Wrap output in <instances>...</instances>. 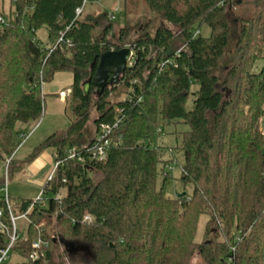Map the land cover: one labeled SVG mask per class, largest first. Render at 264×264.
Masks as SVG:
<instances>
[{
    "label": "trees",
    "instance_id": "trees-1",
    "mask_svg": "<svg viewBox=\"0 0 264 264\" xmlns=\"http://www.w3.org/2000/svg\"><path fill=\"white\" fill-rule=\"evenodd\" d=\"M83 3L10 0L0 22V161L6 165L0 189L45 148L62 160L43 184L44 204L17 224L15 262H26L32 241L41 238L46 256L31 264H192L195 255L202 264H264V0H124L126 16L144 3L154 17L126 21L117 32L107 13L76 14ZM42 26L48 47L36 37ZM123 46L133 58L119 82L101 92L83 85L103 52ZM59 70L73 75L65 97L69 124L15 160V124L43 115L41 85ZM158 117L189 126L178 148L185 158L180 179L191 184L190 193L164 192L173 159L162 158L167 147L157 141ZM103 124L111 127L108 144L104 157L93 159ZM7 201L14 215L13 205L20 215L31 203H11L8 195ZM7 201L0 194L11 229ZM201 214L208 220L197 242ZM57 237L80 247L68 250ZM9 241L0 231V247Z\"/></svg>",
    "mask_w": 264,
    "mask_h": 264
},
{
    "label": "rangeland",
    "instance_id": "rangeland-1",
    "mask_svg": "<svg viewBox=\"0 0 264 264\" xmlns=\"http://www.w3.org/2000/svg\"><path fill=\"white\" fill-rule=\"evenodd\" d=\"M123 1L124 0H87L84 3L82 16L88 13H91L94 16L98 13H107L110 18V15H112L113 17L110 19L112 20L113 30L115 32H117L119 27L124 26L126 21H128L130 25H133L136 24L137 21L145 23L150 20V18L154 17V14L148 10L144 3L138 4L136 8H133V10L126 16ZM1 2L3 4V9L0 10L2 11L0 15H2V18L5 19L7 18V14H9V8H11L10 0H0V7ZM155 27L156 25L153 22L150 23L147 28L151 33H153ZM136 32L137 31L134 30L133 34H137ZM201 34L205 37L210 35V28L207 24L202 25ZM36 37L43 46H50L47 30L44 26L37 29ZM261 64L262 61H257L255 69H259ZM72 79L73 75L70 70H59L54 73L51 80L43 82L41 87L46 93L59 94V92L65 89L66 86L71 85ZM197 88L198 84L196 82L192 83L190 89L191 93H193ZM191 106L192 94L187 101V108H191ZM69 118L70 112L69 109L66 108L65 103H62L58 99V96H47L43 115L38 120L31 121L29 123L18 121L15 124L13 142L16 145V149L12 157L15 160H25L28 156L32 155L34 147L45 137L53 132L66 129L69 124ZM158 126L163 131L157 140L158 144L167 147L162 154V158L173 159V161H169L170 166L168 168H170V177L165 182L164 192L170 197H175L177 194H181L183 192L190 193L192 189L191 184H184L180 179L185 158L183 151L178 148L181 143L182 132L187 130L189 126L182 122H165L161 117H158ZM171 147H173V149H170ZM52 152L53 149L51 147L45 148L42 152L32 157L30 163H32L36 158H39V156L43 157L45 153L50 154ZM46 165L47 160L44 158L39 170L34 173L30 169H26V167L20 172L13 171L7 181H5L6 188L0 189V194L8 195L11 203L16 202L18 198L33 201L38 196L42 190L43 184L45 183L44 176L48 171L47 169L49 166ZM161 165L162 163L158 166L156 181L158 188L161 187L163 183V176L160 173ZM5 172V161H0V178L5 175ZM13 208L15 214L19 215L20 212L15 209L16 207L14 205ZM207 220L208 217L206 214L200 215L195 237L197 242H201L203 240V233L205 231ZM23 221H25L24 218L17 220V223L20 225ZM192 264H202L201 259L195 255L192 260Z\"/></svg>",
    "mask_w": 264,
    "mask_h": 264
},
{
    "label": "built area",
    "instance_id": "built-area-1",
    "mask_svg": "<svg viewBox=\"0 0 264 264\" xmlns=\"http://www.w3.org/2000/svg\"><path fill=\"white\" fill-rule=\"evenodd\" d=\"M86 1L87 0H84V3ZM84 3H83L82 7H79L76 9V14H80L83 11ZM110 17L112 18L113 16L110 15ZM0 22H4V19L2 17H0ZM70 91H71L70 88H66L64 91H61L59 93V95L61 97H66L70 93ZM110 129H111V127L109 125H104V124L101 125V133L99 134V136L97 138L98 143L95 146V149L92 150V152H91V158L100 160L104 157V149H105V146L108 144L107 136L110 132ZM261 131L264 134V124L261 126ZM67 154H68L69 158L74 157L75 156L74 149L68 150ZM61 164H62V160L58 159L56 153H54L52 161L48 164L49 165L48 169H47L48 171L45 173V176H44L45 182H50L54 179L56 172H57V169ZM2 188L5 189L6 186L4 185V187H2ZM4 196L6 197V201H7V195H4ZM46 197H47L46 193L42 187V190L40 191L38 196L33 201H31V203L28 206V208L26 209V211L20 215H14L11 212V204L7 201L6 203H7V208L9 210V219H10V223H11V229H9V225L3 220V218H2L3 211H2V209H0V231L8 233L9 239H10L8 245H6L4 247H0V264H31L30 262H34V261L46 256L47 242L43 241L41 238H37V239L32 241L31 251L28 255V259L26 262H22V261L15 262V257L13 256L12 251H11V245L18 236V233L16 230V227L18 224L17 220L23 219V218L25 220H28L29 212L34 208V206H36L38 204H44V202L46 201ZM55 198L58 199V195H56ZM84 219L89 220L90 216L86 215L84 217ZM66 263L70 264L68 262V260H66Z\"/></svg>",
    "mask_w": 264,
    "mask_h": 264
},
{
    "label": "water",
    "instance_id": "water-1",
    "mask_svg": "<svg viewBox=\"0 0 264 264\" xmlns=\"http://www.w3.org/2000/svg\"><path fill=\"white\" fill-rule=\"evenodd\" d=\"M132 58L133 52L129 46L103 52L99 56L92 79L85 81L83 85L89 86L91 84L94 90L101 92L106 86L116 84ZM183 194L185 193L183 192L179 195ZM55 241L65 246L68 250H75L80 247L77 242L66 240L62 237H57Z\"/></svg>",
    "mask_w": 264,
    "mask_h": 264
},
{
    "label": "crops",
    "instance_id": "crops-1",
    "mask_svg": "<svg viewBox=\"0 0 264 264\" xmlns=\"http://www.w3.org/2000/svg\"><path fill=\"white\" fill-rule=\"evenodd\" d=\"M66 88H70V85L69 86H66L65 87V89ZM65 89H63V90H61V91H64ZM60 91V92H61ZM44 92V91H43ZM59 92V93H60ZM45 94H47V96H58V99L62 102V103H65V97H61L59 94H53V93H46V92H44ZM46 99H47V97H46ZM46 99H45V103H46ZM53 154H54V151L52 152V153H50V154H44V158L47 160V165L46 166H48V164L52 161V159H53ZM43 157H41V156H39V158H36L32 163H30V164H27V166H26V169H30L33 173L34 172H36V171H38L39 170V167L42 165V163H43V160H44V158ZM29 165V166H28ZM28 167V168H27ZM32 173V174H33Z\"/></svg>",
    "mask_w": 264,
    "mask_h": 264
}]
</instances>
